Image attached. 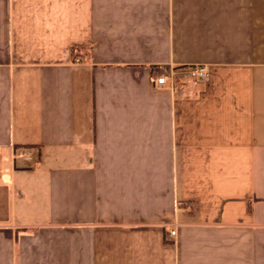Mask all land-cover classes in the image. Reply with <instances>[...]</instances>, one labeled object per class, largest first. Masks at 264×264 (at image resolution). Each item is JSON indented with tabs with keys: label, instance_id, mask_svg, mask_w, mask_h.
Masks as SVG:
<instances>
[{
	"label": "crops",
	"instance_id": "1",
	"mask_svg": "<svg viewBox=\"0 0 264 264\" xmlns=\"http://www.w3.org/2000/svg\"><path fill=\"white\" fill-rule=\"evenodd\" d=\"M0 264H264V0H0Z\"/></svg>",
	"mask_w": 264,
	"mask_h": 264
},
{
	"label": "built area",
	"instance_id": "2",
	"mask_svg": "<svg viewBox=\"0 0 264 264\" xmlns=\"http://www.w3.org/2000/svg\"><path fill=\"white\" fill-rule=\"evenodd\" d=\"M186 73L192 77L193 80L195 81H204L207 80L209 75H210V70L207 65L203 64H194L189 66L188 68L185 69ZM167 80V77L162 75L158 76L154 79V84L163 86L165 85ZM175 230L172 229L170 230V235H175Z\"/></svg>",
	"mask_w": 264,
	"mask_h": 264
}]
</instances>
